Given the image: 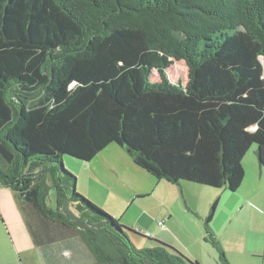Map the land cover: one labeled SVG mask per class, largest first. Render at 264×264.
<instances>
[{"label": "trees", "instance_id": "1", "mask_svg": "<svg viewBox=\"0 0 264 264\" xmlns=\"http://www.w3.org/2000/svg\"><path fill=\"white\" fill-rule=\"evenodd\" d=\"M261 57L264 0H0V186L35 238L45 221L110 238L115 261L98 264H198L128 242L63 157L117 144L159 180L237 192L253 145L264 168ZM180 61L186 85L168 79ZM217 206L206 240L229 264L209 231Z\"/></svg>", "mask_w": 264, "mask_h": 264}, {"label": "crops", "instance_id": "2", "mask_svg": "<svg viewBox=\"0 0 264 264\" xmlns=\"http://www.w3.org/2000/svg\"><path fill=\"white\" fill-rule=\"evenodd\" d=\"M243 164L245 179L237 192L189 182L178 185L181 186L184 203L200 218L202 210L218 201L209 231L221 246L229 264H264V168L259 165L256 152L249 153ZM15 201L17 207L11 201L2 203L3 206L0 203V264L114 263L115 245H111L110 252V238L85 237L77 230L48 221H45L47 226L37 229L38 238L33 237ZM203 219L206 222L207 219ZM161 230L159 242L172 248L179 247L166 237L165 228ZM206 236L207 230L206 234L201 231L195 238L196 243H186L183 246L184 256L192 262L204 264L197 247L208 242L205 241Z\"/></svg>", "mask_w": 264, "mask_h": 264}, {"label": "rangeland", "instance_id": "3", "mask_svg": "<svg viewBox=\"0 0 264 264\" xmlns=\"http://www.w3.org/2000/svg\"><path fill=\"white\" fill-rule=\"evenodd\" d=\"M260 59L264 66V57ZM167 75L172 83L186 85L189 70L184 61L174 62L167 70ZM152 79L160 80V74L155 71ZM253 147L256 152L257 146ZM254 152L252 148L249 151ZM63 164L70 174L77 177L78 194L128 228L127 241L138 249L159 245L158 235L162 231L158 226L159 222L165 223L166 237L179 245L177 248L182 251L174 248L182 255H185L183 246L186 243H196L195 238L201 231L206 234V222L203 218L209 217L214 203L201 211L200 218L198 213L184 203L179 186L181 183L173 185L142 170L134 164L127 150L117 144L109 145L92 162H83L65 155ZM10 201L16 206L14 193L0 187V203ZM47 204L52 208L56 206L53 191ZM208 210L209 215L206 216ZM147 234L151 237H147ZM198 248V255L204 264H221L219 254L210 242L203 243Z\"/></svg>", "mask_w": 264, "mask_h": 264}, {"label": "built area", "instance_id": "4", "mask_svg": "<svg viewBox=\"0 0 264 264\" xmlns=\"http://www.w3.org/2000/svg\"><path fill=\"white\" fill-rule=\"evenodd\" d=\"M158 226H159L161 229H163V228L165 227V223H164V222H159V223H158ZM147 237H151V235H150V234H147Z\"/></svg>", "mask_w": 264, "mask_h": 264}]
</instances>
